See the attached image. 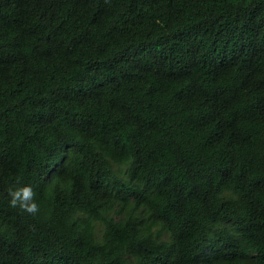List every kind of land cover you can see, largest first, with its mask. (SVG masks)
<instances>
[{
    "label": "trees",
    "instance_id": "16d2710c",
    "mask_svg": "<svg viewBox=\"0 0 264 264\" xmlns=\"http://www.w3.org/2000/svg\"><path fill=\"white\" fill-rule=\"evenodd\" d=\"M0 264H264V0H0Z\"/></svg>",
    "mask_w": 264,
    "mask_h": 264
},
{
    "label": "clouds",
    "instance_id": "9594fccd",
    "mask_svg": "<svg viewBox=\"0 0 264 264\" xmlns=\"http://www.w3.org/2000/svg\"><path fill=\"white\" fill-rule=\"evenodd\" d=\"M17 183H19V181ZM36 195V192L30 185L9 188V206L12 208H19L22 212L35 216L40 210L36 202Z\"/></svg>",
    "mask_w": 264,
    "mask_h": 264
}]
</instances>
